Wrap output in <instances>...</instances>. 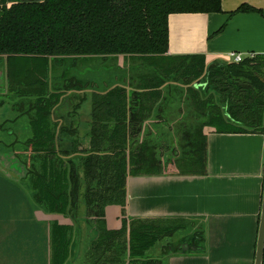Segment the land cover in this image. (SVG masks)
<instances>
[{
	"label": "trees",
	"instance_id": "16d2710c",
	"mask_svg": "<svg viewBox=\"0 0 264 264\" xmlns=\"http://www.w3.org/2000/svg\"><path fill=\"white\" fill-rule=\"evenodd\" d=\"M222 12V0H0V62H6V98L17 113L12 122L27 124L23 150L34 152L28 155L23 181L46 211L65 213L72 201L73 206L83 204L88 219L95 218L96 238L89 253L93 264H165L161 258L148 256L159 242L192 234L193 245L202 243L205 227L195 219H123L117 231L107 230L103 222L108 205L125 207L129 175L163 173L157 146L146 139L148 134L142 141L139 137L165 86L173 92L171 85L183 80L203 119L201 129L184 135L187 144H179L182 153L190 154V164L197 167L182 173L206 170L207 140L202 131L206 126L219 133L264 134V56L210 68L203 56L177 57L176 64L166 56L171 14ZM240 12L262 13L250 6L234 13ZM120 56L147 61L154 67H142H151L152 72L132 79L139 82L134 89L108 84L103 93H93L90 145L59 149L53 110L72 78L65 77L66 68L60 66L62 85H57L51 76L54 61ZM24 61L29 64L26 69ZM205 75V89L213 90L218 102L210 95L198 99V90L189 86ZM96 86L101 88L100 83ZM6 103L0 98V109ZM180 154L176 152L175 162L167 160L166 164H181ZM66 228L53 226L55 250H60L58 241ZM170 246H164L166 256L172 254Z\"/></svg>",
	"mask_w": 264,
	"mask_h": 264
},
{
	"label": "crops",
	"instance_id": "0c3cea01",
	"mask_svg": "<svg viewBox=\"0 0 264 264\" xmlns=\"http://www.w3.org/2000/svg\"><path fill=\"white\" fill-rule=\"evenodd\" d=\"M242 6L262 13H234ZM222 10L213 14H171L166 56H203L207 68L226 62L224 58L230 53L264 56V0H222ZM223 26V31L219 32ZM105 77L99 79L103 91L106 85L117 86L121 80L111 78L112 84ZM167 90V86L162 89V98L153 107V117L144 123L147 138L160 141L163 137L152 135L155 130L192 128L183 124L178 127L179 122L176 127H173L175 122L167 125L171 122L165 117L171 116L173 105L178 102L173 100L175 91ZM93 93L92 90L72 91L62 96L53 113L58 125L57 146L90 145ZM180 96H183L182 91ZM163 104L164 107L158 109ZM202 131L207 140L204 172L182 173L171 169L170 164L162 174L129 175L126 205L124 208L108 205L104 226L109 231H117L123 219L130 218L195 219L205 227L202 243L193 245L192 234L180 238L178 241L187 243L182 244L179 251L171 250L168 264H254L264 188V134L219 133L208 126ZM162 134L173 143L166 131ZM161 141L158 144H165V140ZM0 180L3 181L1 177ZM11 190V185H0V264H12L13 238L23 243L24 250L35 248L36 253L29 256L20 248L22 259L32 258L33 264H51V232L55 225L75 226L71 264L77 262L86 234L83 218H73L69 212L70 217L48 212L35 201L13 202ZM15 248L19 249L13 245Z\"/></svg>",
	"mask_w": 264,
	"mask_h": 264
},
{
	"label": "rangeland",
	"instance_id": "374dc122",
	"mask_svg": "<svg viewBox=\"0 0 264 264\" xmlns=\"http://www.w3.org/2000/svg\"><path fill=\"white\" fill-rule=\"evenodd\" d=\"M9 1H11V0H9ZM170 62H171V64H176L177 62H179V60L177 58H173ZM163 63H165V61H163ZM224 63H226V62H224ZM166 64H168V61L166 62ZM53 65H55V66H54V71L52 72L51 76H52V79L55 80V82H57V85H59V86L62 85L63 76L61 77V74H63L62 68L64 66L66 68V72H65L66 76L65 77L72 78L70 80L68 88L63 93V95H67L68 92H72V91H80L81 92V91H85V90H92L94 93L96 91L102 92L101 91L102 89L97 88L99 86H96V84H99V81H100L99 79L103 75H106L105 78L108 81V83L112 82V84H113L114 81H112L111 78H117L119 80L121 79L120 82H122V79H123V83L119 82L118 86L128 87V88L134 89V87L136 88L137 85L133 83L132 79H136L135 78L136 76L142 75L145 72H147V73L152 72V71H150L153 69V68L151 69V67H154V66L149 65V63L147 61L144 62V61H140L138 59L125 58L123 56H120L118 58L112 57V58H107V59H103V58L71 59V58H69V59H66L64 62H61V63H59L58 61H54ZM143 65H148L151 67H149V70H147L145 67H142ZM23 66H24V69L28 68L29 67L28 62L24 61ZM60 66H63V67L60 68ZM261 68H262V71L264 73L263 64L261 65ZM92 76H93V78H92ZM78 79L81 80L83 83H81L79 85L74 84L73 81L75 80V82H76ZM86 79L94 80V82L92 83L91 81L90 82L88 81L87 83H85ZM2 80H3L2 79V70L0 69V98L2 97V95L6 94V92L8 90L7 77H6V87L5 88H3L4 86H3ZM199 81H201V84L206 83V75ZM199 81H197V82H199ZM182 82H183V80L180 81L179 79L176 82H174L175 85H173V88L175 89V93H174L175 99H173V100L178 101V102L175 105H173L174 108H172L173 113H171V116H170V114H167L165 118H168L169 119L168 121L171 122V123H167L168 126H169V124H173V122H175L173 127H176L177 122H179L180 124L178 125V127H180L183 124V125L188 126V127L191 126L192 128H187V129H183V130H177L178 128L173 129V130L172 129H170V130L166 129L165 131L167 134H169V137L171 136L173 138L172 144H171V141H168V139L164 136L166 134H162L165 132L163 129L157 130V131L155 130V132L152 131V135L157 134V135H159V137H163L161 140L162 141L165 140L166 141V142L164 141L165 144H158V142H160L161 140L157 141V140H153L152 138H148V140L152 141V144L156 145L158 148L157 149V156H158V158H161V161H162L161 171H163V172L165 169H167L170 166V164L167 165L165 161L172 160V162L173 161L175 162L176 159L174 156H175L176 152L178 154L180 152L181 156L179 158H180V160L181 159H184V160L179 165L172 163V165L170 166L171 169L177 170L178 172H183V171L186 172L187 170L197 169V167H194L190 164V160L188 159L190 157V154L188 152L182 153V151H181L182 148L179 147V144L180 143L181 144H183V143L187 144V141H183L184 135H186L187 131L192 132L195 128L201 129V124H202L203 119H200L198 117V111H196L195 107L192 105L193 101L191 100V97L188 96V95H190L188 93L189 90L187 91L188 86L183 85ZM197 82H193L189 86L193 87ZM176 84H178V85H176ZM115 85L116 84H113V85H111V87H114ZM180 87H183V88H180ZM197 90L199 92L200 98L198 95H195V94H193V95H195L198 99L205 100L210 95V96L215 97L216 101L218 102L219 97L216 95V93L213 90L208 91L205 89V86H203V85L199 86V88ZM181 91H182L183 96H180ZM187 97L189 98L188 100H186ZM7 100L9 101V99H7ZM161 107H164V104L162 106H159L158 109H160ZM165 112H168V111L166 110ZM162 116L164 119V113L162 114ZM14 117H16V111L13 110L10 107V105L5 106L4 108L0 109V121L2 122L6 119L9 120V122L7 123L9 128L17 131L15 136H12V137L7 134L8 131H6L5 133H4V131H2L0 133V139L3 141V142H1L3 144L0 146V177L3 179V181L0 180V182L2 183L0 185H5L7 187L9 185H11V187H12L11 201H13V202L35 201L33 189L30 188V186L25 181H23V178H24V175L26 174V169H27L26 165L29 164V163H27L29 160L28 155H30L31 153H34V152H32L31 150L24 151L22 148L23 146H18V147H16L18 150L17 155L15 154V156H13L12 151H9V148L6 146V145H10V143H12V141H15V140L20 141V139L23 137V135L26 134V131H24V129L19 128V126L15 122H12L14 120L13 119ZM152 117H153V115H151V118ZM188 121H191V122L189 123ZM143 126H144V124H143ZM147 133H148L147 130H143L141 133V136H140V137H142L141 139H143ZM4 134H5V137H4ZM16 135H17V137H16ZM146 139H147V137H146ZM160 149L165 150L163 152L164 154L162 153V151L160 152ZM18 156H20L21 158H18ZM21 165H23L22 168H21ZM70 191H72V189ZM83 207L84 206L82 203H80L79 205L76 204L75 206H73V202L71 201L69 206H68L67 212L62 213L65 216L72 215L73 218H74V216L75 217L78 216L81 219L83 218L82 227L85 226V228H86L85 229L86 234L84 235L83 246L79 247L80 257L78 258V261L73 263V264H93L92 258L89 257V253H90L89 244L96 238L95 218H90V219L85 218L84 216H86L87 214L84 210L85 208L83 209ZM80 208L83 211H81ZM78 209L81 211V213L78 212ZM68 212H69V215H68ZM75 233H76L75 226L67 227L65 229L64 237H61L60 240L58 241V243L61 246L60 250H57V249L55 250L54 243L52 242L53 239H52V232H51V252H52L51 264H68V262L71 264V261H72L71 254H72V250L74 248L73 247L74 246V240L76 239ZM178 240L165 239L164 241L159 242L154 248H152L148 252V256H150L151 258H154V259L161 258V260L165 264H168L169 256L168 255L166 256L164 254V252H163L164 246L171 245L169 249L179 251L180 246L184 243H187V241L181 242ZM13 245L17 246L19 249H17V248L13 249ZM21 245H22V247H21ZM20 248H23V243L21 241L20 242L15 241L13 238L12 250H11L13 255L11 258V263L12 264H33L34 259H32V258L23 257V259H22ZM34 249L35 248H29V249L27 248L26 250H24V248H23L22 250L24 251V253L27 254V256H29L31 254L36 253V251ZM60 252H61V254L58 255V257H57V254ZM60 260H61V262H60Z\"/></svg>",
	"mask_w": 264,
	"mask_h": 264
},
{
	"label": "water",
	"instance_id": "95a60500",
	"mask_svg": "<svg viewBox=\"0 0 264 264\" xmlns=\"http://www.w3.org/2000/svg\"><path fill=\"white\" fill-rule=\"evenodd\" d=\"M5 65H6L5 61H2L0 63V69H2V72H3V75H2L3 76V86H4L3 88L6 87V77H7ZM202 85L205 86V84H201V81H199L194 85V88L198 89L199 86H202ZM263 263H264V188H263L261 214H260V221H259V228H258L254 264H263Z\"/></svg>",
	"mask_w": 264,
	"mask_h": 264
},
{
	"label": "flooded vegetation",
	"instance_id": "af4514ba",
	"mask_svg": "<svg viewBox=\"0 0 264 264\" xmlns=\"http://www.w3.org/2000/svg\"><path fill=\"white\" fill-rule=\"evenodd\" d=\"M6 94H7V92H6ZM6 94H4V95H2V97L1 98H5L6 100L8 99V98H6ZM8 101V100H7ZM8 105H10V107L13 109V110H15L14 109V107H13V102L9 99V101L6 103V105L5 106H8ZM59 105V104H58ZM58 106H56L55 108H54V110H53V113H54V111H55V109L57 108ZM4 108V107H3ZM17 118V113H16V117H14L13 119L15 120ZM9 122V120H4V121H0V133L2 132V131H4V133L6 132V131H8L7 132V134L9 135V136H15V134L17 133V131L16 130H14V129H11V128H9V126H8V123ZM19 122V121H18ZM18 122H15L18 126H19V128H21V129H24V131H26V134L25 135H23V137L20 139V141L19 140H15V141H12V143H10V145H6L8 148H9V151H12V153H13V156H15V154L17 155V152H18V150H17V148L16 147H18V146H23V144L27 141V133H28V129H27V124H26V122H21L20 124L18 123ZM4 137H5V134H4ZM8 137V136H7ZM16 137H17V135H16ZM1 142H3L1 139H0V146L3 144V143H1ZM57 145V144H56ZM59 147V149L61 148H64L63 146H58ZM12 148V149H11ZM23 167V165H21V168Z\"/></svg>",
	"mask_w": 264,
	"mask_h": 264
},
{
	"label": "built area",
	"instance_id": "2783aa9c",
	"mask_svg": "<svg viewBox=\"0 0 264 264\" xmlns=\"http://www.w3.org/2000/svg\"><path fill=\"white\" fill-rule=\"evenodd\" d=\"M255 56L256 55H254V54H250L247 57L254 58ZM247 57H245L241 53H230L224 59H225L226 63H235V64H238V63H241Z\"/></svg>",
	"mask_w": 264,
	"mask_h": 264
}]
</instances>
